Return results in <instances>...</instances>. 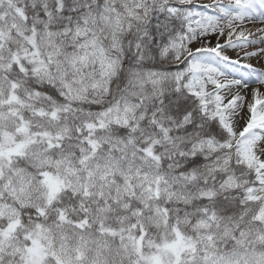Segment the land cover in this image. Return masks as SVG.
<instances>
[{
  "label": "snow or ice",
  "instance_id": "snow-or-ice-1",
  "mask_svg": "<svg viewBox=\"0 0 264 264\" xmlns=\"http://www.w3.org/2000/svg\"><path fill=\"white\" fill-rule=\"evenodd\" d=\"M0 264H264V0H0Z\"/></svg>",
  "mask_w": 264,
  "mask_h": 264
}]
</instances>
